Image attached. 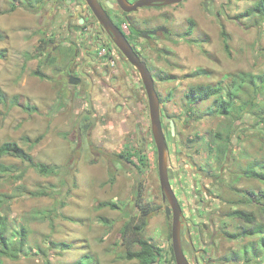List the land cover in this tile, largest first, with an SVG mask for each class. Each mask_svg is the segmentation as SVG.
Masks as SVG:
<instances>
[{"label": "rangeland", "instance_id": "rangeland-1", "mask_svg": "<svg viewBox=\"0 0 264 264\" xmlns=\"http://www.w3.org/2000/svg\"><path fill=\"white\" fill-rule=\"evenodd\" d=\"M61 1L45 0L39 10H27L22 0H0V49L7 51V57L0 60V89L8 97L19 94L21 102L37 107L29 112L20 105L8 108L0 104V145L16 141L36 159L58 166L56 174L43 175L18 157L0 158V215L7 217L9 240L24 238L26 242L25 252L15 258L4 256V264H77L84 256L92 257L89 264H139L137 259L123 257L126 245L121 228L128 219L124 210L97 207L100 201L114 200L139 214L134 206V190L139 183L143 185L144 201L154 207L145 235L161 248L159 264H177L172 257V227L164 210L167 202L159 178L149 100L138 68L121 58L117 66H112L110 82L108 74L97 76V80L107 81L110 96L100 90L94 95L99 124L93 131V141L86 135L89 125L79 141L76 123L88 107L87 82L81 87L63 84L53 73L59 68L57 62L41 66L42 50L47 49V42L57 44L62 39L67 16L73 11ZM206 1L207 5L205 0H187L175 9L170 5L149 9L154 15L158 10L166 12L157 21L170 25L173 31L156 43L158 50L146 46L155 61L162 117L170 116L175 122L174 129L164 124L167 142L178 146L179 156L169 160L167 150L168 171L172 164L177 168L178 160L183 162L185 156L193 157L196 166L207 167L212 175L219 174L221 165L230 163L221 182L229 185L231 193L222 187L223 196L236 198L234 191L248 196V189L257 195L264 189V180L248 175L247 169L258 163L260 170L264 160V112L259 107L247 108L227 119L213 112L217 108L215 97L190 103L186 93L194 84H223L227 88L231 80H238L244 73L256 78L264 74V23H256L254 15L242 16L257 0ZM14 5L16 9L12 10ZM63 8L67 11L61 12ZM170 12L174 16L169 24L165 18ZM191 18L195 27L188 33ZM222 26L229 34V50ZM51 46L48 53L55 59L60 57V51H51ZM38 68L45 77L34 74ZM249 80L257 83L252 77ZM262 93L257 100L264 99ZM241 95L247 98V91ZM217 132L230 149L229 157L222 160L217 151H211L224 140L213 137ZM41 134L45 136L32 146ZM119 155H123L121 161L116 158ZM125 156H131L139 169ZM183 170L176 169L171 181L175 191L186 197L184 207L195 239L192 252L181 230L182 247L191 252L185 254L192 257L193 264H245L244 259L227 258L246 242L229 234L237 232L241 223L248 224L232 212L245 209L264 220V198L258 201L255 198L259 195L252 194L249 204L209 199L207 217H196L192 210L195 207L201 211L199 201L192 196L194 183L187 180L199 176ZM47 187L48 195L31 194ZM210 214L215 226L202 228ZM196 224L205 234L203 242L197 238ZM213 229H217V235L209 242ZM259 252L260 257L252 264H264V246Z\"/></svg>", "mask_w": 264, "mask_h": 264}, {"label": "flooded vegetation", "instance_id": "flooded-vegetation-1", "mask_svg": "<svg viewBox=\"0 0 264 264\" xmlns=\"http://www.w3.org/2000/svg\"><path fill=\"white\" fill-rule=\"evenodd\" d=\"M126 1L128 2V4H134L138 0H126ZM186 1L187 0L181 1L179 3H170V4L158 2L152 5L139 7L133 11H126L119 5L118 0H97L98 5L100 7L99 10L105 13L110 18L112 23H114V25H116V27H118V29H120L123 32V34L126 36L127 40L132 45L136 53L141 57L142 60H144L147 63L149 69L153 74L155 80V86L157 90L158 88L156 85L157 75L155 69V61H154V57L148 54L146 46L149 47L150 49L153 47L154 50H158V48H156V43H158L161 38L164 39L165 37H169L170 35H172L173 31L170 28V25H166L164 22L157 21V19L161 17L160 15H165L166 12L160 13V10H158L159 12H155L154 15L149 13V9H155L159 7L165 8V6H169V5L171 8L175 9L178 5ZM61 2H65L66 8L71 7L73 8V11L69 14V16H67V21L65 25L66 26L65 34H63L62 39H60L59 42H57V44H54V42H50V41L47 42V49H45V52L44 54H42V57H44V59L48 57L50 60L52 59V63L56 64L57 62V64H59L58 65L59 68H54L53 73L56 78L57 77L60 78L63 84L68 82L69 86L72 85V86L81 87L83 86L84 81H86L87 99H88V89L90 87V84L92 83L91 95H92L94 115L91 116L90 114L92 110L89 108V100H88V107L84 109L78 117L79 120L80 116L85 113L80 122V127L77 126L78 120L76 123V127H77L76 137L79 139V141H81V138L85 133V126L89 125L86 135L87 138L90 139V141H93L92 140L93 131L97 128L99 124V116H98L99 107L98 104L96 103V99H95V103L93 101L94 95L96 93L98 94L100 90V93L102 95H105L107 92L108 96H110V93L108 92V88H107L108 86L107 81L110 82L111 77L113 75L112 66H117L118 61L122 60L121 58H124L129 63L131 62L128 60V58L125 56L120 46L118 45L115 34L112 31V29L107 28L105 24L98 19L92 6L89 5L87 0H62ZM207 3L208 1L205 0V5H207ZM141 8H143V10H140ZM145 10H147L148 12ZM60 11L65 12L67 10H64L63 8ZM168 15L169 17L165 18V20L169 21L170 24L172 20L171 17L174 16V12H170L168 13ZM61 23L62 25H64L63 18H61ZM164 28H167V31ZM143 41H146V44H144ZM49 46H51V51L53 52L60 51L61 53L60 57L56 59L52 57L48 53ZM44 65L50 66V61H46ZM137 70L139 71V69ZM101 74H108L109 77H107V81L97 80V76H100ZM71 78H78L79 79L78 83L76 84L71 83L70 82ZM101 88L104 91H102ZM79 128L81 132H79ZM167 150L170 160L172 156L177 154L178 146H176L174 142L171 143L168 140ZM229 152L230 149L226 151V158L229 157ZM176 156L179 157L178 155ZM182 160L183 162L178 160L177 168L173 164L172 166L169 167L170 169L169 177L170 180H172L175 175V170L178 168L180 170L182 169L191 170L194 175L199 176L198 179H196L193 176V178L191 177L189 178V180H187L188 182L191 180L190 184L194 183L193 187L195 188V190L192 193V196L199 201L198 205L200 206L201 211L198 212V210H196L195 207L192 210V212H194L196 217L199 218L204 216L207 217V213H208L207 209H209L208 206L209 199L220 200L222 202L223 201L232 202V200H234V201H239V203L242 204H249L248 197L245 196L246 193L241 194L234 191L236 198L223 196L224 189L222 187L225 188L227 194L231 193V191L229 190V185L227 184L223 185L224 182H221L225 178V171L227 170L226 166L228 164H226L225 166L224 164L221 165L219 174L212 175V173H210L207 167L196 166L197 163L195 162L193 157L185 156L182 158ZM229 166L230 163L228 167ZM219 188H221L220 190L221 193L217 191V189ZM174 190L176 189L174 188ZM247 193L248 195H251L254 192L252 193V190L248 189ZM176 194L178 196L179 202L182 207V213L180 218V222H181L180 229L183 230L182 237L183 240L185 239L187 242L191 243L189 247L191 248L192 252H194V250L192 249V242H194L195 239L192 237L190 231L191 229L190 226L192 227V224L190 223V216L186 213V208L184 207L185 203L183 199H185L186 197L182 198V194L179 195L177 192ZM163 199L164 201L167 202V204L164 207L166 218L169 221V224L171 223V227H172L173 215L172 214L168 215L166 212V207L170 204V201L168 200L167 197H164V193H163ZM208 219H209L208 223H203L202 228H207L209 225H211L212 227L215 226L211 214ZM195 226H196L195 228H198L199 230L197 231L198 232L197 238L201 242L205 241V234L203 231H200L201 225L196 224ZM216 231L217 229L216 230L213 229L210 235L211 239L209 240V242L213 241V238H215V236L217 235ZM170 237L172 239V228L170 231ZM184 251L187 252L188 250L185 249L184 247ZM187 253L190 254L191 252L188 251ZM201 254L203 255V251ZM189 260L193 264L192 257L191 259L189 258ZM157 261H160V259H158ZM196 263L199 264L198 262ZM156 264L158 263L156 262Z\"/></svg>", "mask_w": 264, "mask_h": 264}, {"label": "trees", "instance_id": "trees-1", "mask_svg": "<svg viewBox=\"0 0 264 264\" xmlns=\"http://www.w3.org/2000/svg\"><path fill=\"white\" fill-rule=\"evenodd\" d=\"M43 2H45V0H22V3L25 5L27 10H39L43 5ZM14 9H16L15 5L12 7V10ZM251 15L256 17V23H264V0H257L252 6L248 7L242 13V16L244 17ZM194 27L195 21L191 18L189 20L188 33H192ZM222 35L225 40L226 50H229V34L225 26H222ZM0 38H2V35H0ZM45 49L42 50L41 55L44 54ZM6 57L7 51L5 49H0V60ZM26 58L29 59L30 55H27ZM46 61H50V64L52 63V59L50 60L47 57L40 61L41 66L42 64H45ZM34 74L39 75L40 77H45V74L42 72L41 68H38L36 71H34ZM251 77L252 80L253 78L254 80H257V83H251V80H249ZM239 78L238 80L235 78L231 80V82L228 84L229 87L227 86V88H225L223 84L218 85L200 83L191 85L186 93V97L190 103L215 97L217 108L213 112L225 115L227 119H231V116L234 113L236 114L239 112H244L247 110V108L250 109L259 107L264 112V99L262 98V100H257L258 94L261 92L264 94V74H261L258 76V78H256V76L254 77L252 74L244 73ZM224 88L227 89L225 92ZM244 91H247V98H244L241 95V92ZM237 100L239 102H237ZM0 104H4L8 108L20 105L29 112L35 111L37 109L36 106H33L29 102H21L19 94L8 97L2 89H0ZM232 121H234V118ZM227 126H230V124L228 123ZM215 135L213 137L216 138L217 141L224 139L221 132H217ZM44 136V134H41L39 137L33 140L32 146L41 141ZM230 137L231 135H228L227 140H230ZM226 142L227 141L224 139L221 141V143H219V146L216 148H211V151L215 150L218 152V157L221 160L225 158L226 151L228 150V146L225 145ZM5 155H12L20 158L22 161L27 162L30 167L35 168L40 174L43 175H53L56 174L58 170V166L49 165L48 163L36 159V157L29 150L25 149L16 141H5L0 145V158ZM122 156H116L117 160L121 161ZM125 158L127 159V162L132 163L137 169H139L138 164L134 162L131 156H125ZM261 158L264 159L263 156ZM142 161L145 163L144 158H142ZM247 170L248 175H253L256 178L264 180V160H262V166L260 170H258V163L254 164V166L252 165L248 167ZM249 190H252V193L254 192L253 194H255L253 189ZM49 193L48 187L43 190L31 192V194L35 196L48 195ZM257 195L259 196L258 198H255V200L262 201L264 198V189L260 190ZM246 197H248V201L250 203L251 196L248 195ZM134 206L135 208L139 209V214H133V211L122 207L120 202H116L114 200H104L98 202L97 204L99 209H122L128 218L121 228L123 244L126 245V250L123 257L129 260L137 259L139 264H153L159 259V256L162 254V252L161 248H159L145 235L154 207H152L148 202L144 201L143 185L141 183H139L134 190ZM232 214L240 219H244L248 224L241 223V225L238 227V231L230 233L229 236L233 239H244L246 242L240 246V250L233 252L231 256H228L227 258L230 260L244 259L243 262L245 264L256 263L257 258H259L261 254L259 252L260 246H264V220L258 219L255 212L252 214V211H245L243 209L234 210ZM103 219L106 220L105 218ZM7 221V217L0 215V264H4V256L15 258L19 256V253L25 252L26 242L24 238L19 241L15 238L13 240L11 236L13 241L9 240L8 237H10V235L7 233V229L9 228L8 223H6ZM21 229L23 232L25 231L23 228ZM63 246L67 247L68 244L63 243ZM171 250L173 260L176 261L173 247H171ZM90 259L92 260L91 256H84V258H82L77 264H89Z\"/></svg>", "mask_w": 264, "mask_h": 264}, {"label": "water", "instance_id": "water-1", "mask_svg": "<svg viewBox=\"0 0 264 264\" xmlns=\"http://www.w3.org/2000/svg\"><path fill=\"white\" fill-rule=\"evenodd\" d=\"M89 5L92 6L96 16L98 19L105 24L107 28L112 29V31L115 34L116 41L118 45L120 46L121 50L125 54V56L128 58V60L135 65L143 78V82L146 88L148 100H149V108H150V116L151 121L153 124V131L155 136V141L157 145V151H158V170H159V178L161 183V188L164 193V197H167L170 201V204L166 207V212L168 215H173L172 220V245L173 250L175 254V259L177 264H192L185 254V251L182 247L181 243V213H182V207L179 202L178 196L174 190V187L171 183L170 177H169V171H168V164L166 161V155H167V147L168 142L166 138V134L164 131V124H169L172 129L175 127V122L172 117L170 116H163L161 114V104H160V97L157 92L156 86H155V80L153 77V74L151 70L149 69L147 63L141 59V57L136 53L132 45L127 40L126 36L123 34V32L112 23L110 18L103 13L98 5L97 0H87ZM184 0H138L134 4H128L126 0H118L119 5L126 11H133L136 10L139 7L146 6V5H152L154 3H179ZM167 31V28H164ZM78 78H71V83L76 84L78 83ZM91 88L92 83L90 84V87L88 89V100H89V108L91 111V116L94 115V109H93V102H92V95H91ZM85 114V113H84ZM82 114L78 120L77 126L80 127V122L82 120L83 115ZM94 120V118H93ZM79 132L80 128H79ZM159 264V261H156ZM154 262L153 264H156Z\"/></svg>", "mask_w": 264, "mask_h": 264}]
</instances>
